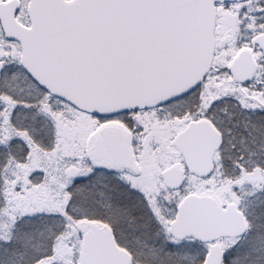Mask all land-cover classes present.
Returning <instances> with one entry per match:
<instances>
[{"label": "snow or ice", "instance_id": "obj_1", "mask_svg": "<svg viewBox=\"0 0 264 264\" xmlns=\"http://www.w3.org/2000/svg\"><path fill=\"white\" fill-rule=\"evenodd\" d=\"M0 264H264V0H0Z\"/></svg>", "mask_w": 264, "mask_h": 264}]
</instances>
